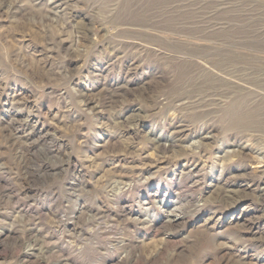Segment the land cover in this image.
<instances>
[{
  "label": "rangeland",
  "instance_id": "1",
  "mask_svg": "<svg viewBox=\"0 0 264 264\" xmlns=\"http://www.w3.org/2000/svg\"><path fill=\"white\" fill-rule=\"evenodd\" d=\"M0 264H264V0H0Z\"/></svg>",
  "mask_w": 264,
  "mask_h": 264
}]
</instances>
